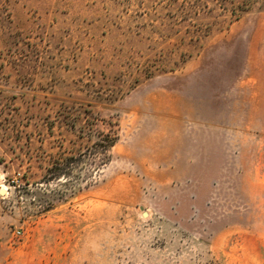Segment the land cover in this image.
I'll return each instance as SVG.
<instances>
[{
  "label": "rangeland",
  "instance_id": "obj_1",
  "mask_svg": "<svg viewBox=\"0 0 264 264\" xmlns=\"http://www.w3.org/2000/svg\"><path fill=\"white\" fill-rule=\"evenodd\" d=\"M0 264H264V0H0Z\"/></svg>",
  "mask_w": 264,
  "mask_h": 264
},
{
  "label": "trees",
  "instance_id": "obj_2",
  "mask_svg": "<svg viewBox=\"0 0 264 264\" xmlns=\"http://www.w3.org/2000/svg\"><path fill=\"white\" fill-rule=\"evenodd\" d=\"M114 145V140L111 141V143L109 144V147Z\"/></svg>",
  "mask_w": 264,
  "mask_h": 264
},
{
  "label": "water",
  "instance_id": "obj_3",
  "mask_svg": "<svg viewBox=\"0 0 264 264\" xmlns=\"http://www.w3.org/2000/svg\"><path fill=\"white\" fill-rule=\"evenodd\" d=\"M145 214H147V213L145 212Z\"/></svg>",
  "mask_w": 264,
  "mask_h": 264
},
{
  "label": "built area",
  "instance_id": "obj_4",
  "mask_svg": "<svg viewBox=\"0 0 264 264\" xmlns=\"http://www.w3.org/2000/svg\"><path fill=\"white\" fill-rule=\"evenodd\" d=\"M18 233H19V231H18Z\"/></svg>",
  "mask_w": 264,
  "mask_h": 264
}]
</instances>
